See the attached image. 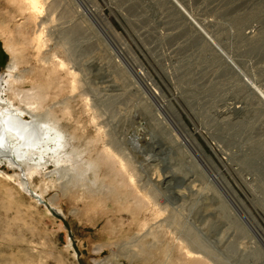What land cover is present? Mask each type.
I'll return each instance as SVG.
<instances>
[{"label": "rangeland", "instance_id": "1", "mask_svg": "<svg viewBox=\"0 0 264 264\" xmlns=\"http://www.w3.org/2000/svg\"><path fill=\"white\" fill-rule=\"evenodd\" d=\"M176 1L239 74L166 0H95L99 21L79 0H54V36L45 52L53 38L76 88L54 92L57 98L36 114L41 141L13 144L45 167L51 183L44 199L54 209L7 179L17 172L0 157V264H187L175 245L193 251L192 241L219 264H264V241L214 172L264 229V106L241 80L264 95V0ZM4 12L0 3L1 18ZM28 59L22 68L34 69L33 56ZM8 62L0 40V74ZM136 71L166 96L193 142L152 101ZM30 78L29 71L22 80ZM21 89L31 85L19 83ZM94 136L101 139L97 146L90 143ZM103 145L131 160L135 184L157 203L159 217L132 215L125 196L112 199L118 187L97 161ZM138 220L146 223L142 231Z\"/></svg>", "mask_w": 264, "mask_h": 264}, {"label": "bare ground", "instance_id": "2", "mask_svg": "<svg viewBox=\"0 0 264 264\" xmlns=\"http://www.w3.org/2000/svg\"><path fill=\"white\" fill-rule=\"evenodd\" d=\"M94 1L79 0V3H81L83 12H86L96 21H99L102 20L101 12ZM166 1L200 39L218 55L224 64L237 74L239 71H236L237 69L232 62V58L218 47L216 42L204 31L202 26L176 0ZM0 3L3 4L5 10L3 18L0 16V40L2 41L4 51L9 56V62L5 72L0 74V157L4 158L6 163L17 172L13 176H6V178L17 181L19 190L29 196L33 202L43 203V201L47 202L44 199V194L46 193L48 184L51 183V181H45L46 172L42 173L45 167L43 168L29 161V154L23 156L19 148L13 144L22 141L27 145L29 141H33V145H35L43 139L45 134L40 132L37 126L40 120L39 116L41 115L36 116V114L42 110L46 101L50 100L53 102L54 98H57V96L54 97V92H62L64 90L73 92L76 88V75L73 71L71 72L69 69H65V63L58 59V51L54 49L53 38L51 40L52 45L45 52L48 39L54 36V0H0ZM73 7L77 14L84 16L78 6L73 4ZM12 22H15L13 30L9 27V24ZM59 50L62 53L64 52L63 47ZM32 56L35 60L36 67L34 69H23L22 67L24 66L28 67L30 63L28 57L30 58ZM29 71L31 72V78L28 81L22 80L23 76ZM136 72L138 74L137 77L143 82L146 92L152 101L169 120H172L176 124V127H179L182 138L186 142H193L185 126L180 125L181 123L179 124L173 116L170 102L166 96L159 93L145 79L143 80L144 75L142 72ZM62 73L64 76L62 77L63 80L61 79ZM241 80L264 106L263 93L257 90L245 77L242 76ZM25 82L31 85V89H26L27 91L22 89L21 91L18 90V84H24ZM63 115L69 116L70 112L65 110ZM26 116H29L31 120L26 121ZM162 119L161 117L160 120ZM97 131L100 133L99 129ZM100 142L101 139L94 136L90 143L97 146ZM133 142L135 143V140ZM13 154L17 157L14 158ZM146 156L148 157V155ZM100 157H98L97 161L111 171L112 175L110 177H112L116 187H118L114 188L110 193L114 201H119L118 198L121 195L125 196L123 198L127 199L125 201L129 203L126 205V210H130L129 212L132 215L143 211L148 212L155 218L161 215L159 209L156 207L157 203L135 184V166L132 165L129 158L124 160L117 153L115 154L113 151L107 149L105 145L102 147V156ZM161 171L163 172V170ZM214 172L221 185L229 191V194L234 199H232V204L243 216L247 227L264 241L263 227L237 196L226 179L216 169ZM154 174L157 175L159 173L156 171ZM168 174H171V172H168ZM34 180L38 181L37 186L34 184ZM47 203L54 209L52 202ZM94 203L98 206L100 202L99 200H95ZM138 221L137 227L139 231H142L146 223L144 220ZM191 246L195 247L193 251H189L181 242H177L175 245L179 254L188 261L187 264H219L209 255L205 254V251L195 241H192ZM164 258L167 259L166 255H164ZM173 264H176V262Z\"/></svg>", "mask_w": 264, "mask_h": 264}]
</instances>
